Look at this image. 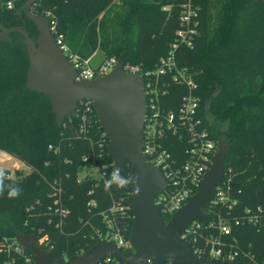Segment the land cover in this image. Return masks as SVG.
I'll list each match as a JSON object with an SVG mask.
<instances>
[{
	"label": "trees",
	"instance_id": "obj_1",
	"mask_svg": "<svg viewBox=\"0 0 264 264\" xmlns=\"http://www.w3.org/2000/svg\"><path fill=\"white\" fill-rule=\"evenodd\" d=\"M8 1L13 2L11 9ZM26 1L2 0L0 23L5 28L22 26L35 37V25L25 16ZM186 4L196 12L197 34L191 47L179 46L178 63L193 73L206 128L217 143L229 142L224 181L230 179L237 202L230 210L212 204L208 214L210 218L219 210L238 215L244 207L264 204V0H36L30 10L48 16L53 37L62 35L78 59L101 51L102 60L114 57L146 70L168 51ZM9 34V40L0 41V150L22 162L28 172L14 179L0 166V244L18 233L38 237L41 230L49 236L51 246L45 250L51 258L69 260L108 238L105 212L128 239L132 214L125 185L117 188L113 183L108 191L104 185L116 171L128 181L129 163L114 171L106 153L108 136L99 127L92 103L89 111L82 101L57 123L48 97L26 85L29 62L22 34ZM169 98L179 101L174 90ZM82 116L85 131L80 132ZM170 152L181 154L176 138ZM93 167L96 173L90 171ZM80 169L89 173L79 177ZM9 185L22 189L18 197H8ZM53 185L60 187L61 203L68 210L60 226L55 224L58 216L49 211ZM118 205L124 206L122 213L108 212ZM230 236L239 249L234 264H253L250 256L264 262V226H234ZM5 258L1 252L0 262Z\"/></svg>",
	"mask_w": 264,
	"mask_h": 264
},
{
	"label": "water",
	"instance_id": "obj_2",
	"mask_svg": "<svg viewBox=\"0 0 264 264\" xmlns=\"http://www.w3.org/2000/svg\"><path fill=\"white\" fill-rule=\"evenodd\" d=\"M35 1L27 0L23 8L38 35L31 37L22 26L5 28L0 23V41L9 40V33L13 31L22 34L29 62L26 85L48 97L59 125L79 103L84 100L92 103L99 127L108 136L106 153L113 167L118 169L125 162L130 165L131 174L125 188L128 209L132 214L128 238L132 250L122 253L114 241L106 240L66 260L52 259L34 235L18 233L15 242L31 252L35 264H95L106 255L119 264H146L148 259L152 264H234L196 256L179 239L181 229L192 220H206L216 188L225 175L224 162L229 142L221 140L217 143L210 167L196 185L197 191L165 222L154 204V197L165 189V180L141 152L146 111L141 75L125 71L124 61L119 59L109 73L76 81L75 68L50 32L49 18L31 12ZM16 14L19 16L21 9Z\"/></svg>",
	"mask_w": 264,
	"mask_h": 264
},
{
	"label": "built area",
	"instance_id": "obj_3",
	"mask_svg": "<svg viewBox=\"0 0 264 264\" xmlns=\"http://www.w3.org/2000/svg\"><path fill=\"white\" fill-rule=\"evenodd\" d=\"M12 6V1L6 3L7 8L11 9ZM183 8L185 10L182 11L181 25L175 32L168 51L157 59L152 69L144 70L140 65L123 63L125 71L137 73L143 79L146 111L142 126L141 152L148 162L161 172L165 180V189L154 197V204L158 207L162 218L168 217V219L197 191L196 185L208 171L217 145L204 124V118L200 115V99L196 94L197 83L194 81L193 73L189 68L180 65L177 59L179 46L191 47L197 34V21L193 19L196 12L188 6ZM48 14L47 12L46 15ZM53 29L54 26L50 21L51 33ZM54 40L75 68L76 81L99 78L112 71L119 60L114 57L101 59L100 63L92 66L90 63L93 57L78 59L63 43L62 35H58ZM171 90L179 95L177 103L169 98ZM85 102V109L90 111L91 102L88 100ZM81 119L79 131L83 132L85 116ZM173 138H176L181 145V154L178 157L170 152ZM99 157H102V153H99ZM86 159L87 156L84 161ZM93 169L97 170L96 167ZM116 170L114 168V171ZM224 178L216 188L211 205L226 206L230 210L237 202L231 194L230 179L226 178L224 181ZM52 190L53 200L49 211L58 216L55 224L60 226L68 210L61 203L60 187L53 185ZM90 204L94 205V202ZM114 210L122 213L124 206H114L108 212L111 214ZM104 219L108 227L106 240L114 241L122 253L127 249V251L132 250L130 240L122 236L112 217L110 218L106 212ZM245 224L258 228L264 226V204L255 208L244 207L238 215H222L217 210L210 215V218L208 214L204 221L192 220V223L181 229L179 239L186 243L196 256L206 260L217 259L234 263L239 256V249L236 239L230 236L231 230L234 226ZM38 233L40 235L36 238L40 246L44 249L50 247L48 234H41V230H38ZM1 252H5L6 258L1 260L0 264H35L32 254H28L26 249L15 242V239L3 238L0 244ZM250 259L253 260V264H264L255 261L253 256H250ZM109 263L118 264L110 255H106L95 264ZM146 264H152V261L148 259Z\"/></svg>",
	"mask_w": 264,
	"mask_h": 264
},
{
	"label": "rangeland",
	"instance_id": "obj_4",
	"mask_svg": "<svg viewBox=\"0 0 264 264\" xmlns=\"http://www.w3.org/2000/svg\"><path fill=\"white\" fill-rule=\"evenodd\" d=\"M184 6L186 7L187 4ZM102 58H103L102 52L97 51L94 54L90 64L92 66H95L101 62ZM16 163H17V166H15ZM0 166L7 168L11 173V178H14V179H16L17 177H23L28 172V168L22 162H20L18 159L13 158L9 154H7L1 150H0ZM79 171H80L79 177H82L86 173H89V171L86 170V172H85V171H83V169H80ZM90 171L92 173H96L95 169H93V168L90 169Z\"/></svg>",
	"mask_w": 264,
	"mask_h": 264
},
{
	"label": "clouds",
	"instance_id": "obj_5",
	"mask_svg": "<svg viewBox=\"0 0 264 264\" xmlns=\"http://www.w3.org/2000/svg\"><path fill=\"white\" fill-rule=\"evenodd\" d=\"M4 173L0 171V194H3L4 192ZM127 180L125 178H122L119 176L118 172H114L111 178L107 181H105V191H108L111 189L112 184L115 183L117 188H120L127 184ZM22 189L18 186H8V197L9 198H16L20 195Z\"/></svg>",
	"mask_w": 264,
	"mask_h": 264
},
{
	"label": "crops",
	"instance_id": "obj_6",
	"mask_svg": "<svg viewBox=\"0 0 264 264\" xmlns=\"http://www.w3.org/2000/svg\"><path fill=\"white\" fill-rule=\"evenodd\" d=\"M15 166H17V163H16V165Z\"/></svg>",
	"mask_w": 264,
	"mask_h": 264
}]
</instances>
